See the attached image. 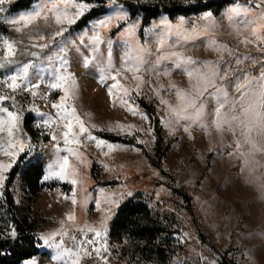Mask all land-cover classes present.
I'll list each match as a JSON object with an SVG mask.
<instances>
[{
	"label": "rangeland",
	"instance_id": "374dc122",
	"mask_svg": "<svg viewBox=\"0 0 264 264\" xmlns=\"http://www.w3.org/2000/svg\"><path fill=\"white\" fill-rule=\"evenodd\" d=\"M14 1L0 5L4 9L0 12V23L6 27L5 31L0 30V38L15 41L17 49L11 63L3 61L0 53V62L5 65L0 68V82L20 71L24 65H31L29 80L39 84L35 96L31 91L12 93L6 85L0 86V95L14 96V102L8 99L2 106L20 116L15 138L24 142L23 151H20L19 144L7 149L8 133L0 132V144L5 145L0 149V163L12 164L3 173L5 179L0 187V240L18 236L15 219L24 213L28 212L37 220L33 235L38 240L40 253L20 264H72L73 261L78 264H264V151H254L245 143L239 127L233 134V131L225 129L218 132L212 127L204 131L197 124H192L185 132L187 122L175 123L169 110V105L175 107L178 104L172 85L191 91L183 67L176 68V58L171 56L173 52L200 62H217L224 77L216 81L217 85H227L229 96L239 100L236 85L243 82V74L258 78L264 71V40L257 39L251 26L243 23L246 20L256 22L255 18L241 13L239 16L233 14V20L229 21L231 13L226 12L236 8L230 3L219 13L207 9L174 17L162 14L144 23L141 14L131 15L124 1L165 6L194 4L198 0H116L115 4H110L109 0H103V4L77 0L91 6L84 15L99 7H105L106 12L91 19L80 30H71L72 24L57 25L54 20L47 23L41 20L17 33L14 26L4 22L5 19L31 11L42 0H34L26 9L11 11ZM206 1L202 0L203 3ZM121 5L128 14L127 19L113 20L107 28L96 29L102 42L99 49L93 51V45L89 43L94 34L93 25L109 15L114 16L117 10H121ZM209 13L210 19H203ZM181 18L185 21L183 28L187 30L196 26L198 30L207 27L209 31L189 41L178 39L176 35L166 36L167 43L158 53V39L164 32L161 21L167 19L176 25ZM133 24L137 27L134 36L130 37L125 29ZM60 28L66 31L55 35ZM258 35H264L261 29ZM41 36L44 39H39ZM245 40L250 42L245 43ZM33 44L47 47L41 49L33 47ZM220 45H226L227 49L214 50ZM140 47L149 52H140ZM60 56L67 60V70L74 75L78 85L75 98L64 102V107H74L96 139L89 140L85 134L79 136L78 144L64 143L66 121L53 107V104L62 103L64 93L47 87L51 79L50 69L58 66L55 61ZM136 56L143 57L140 71H124L126 66H132L130 57ZM160 56L168 58L160 59ZM49 57L53 58L52 62ZM237 59L241 63L237 64ZM125 61H129L128 65ZM109 63L113 69L111 75L116 71L120 75L115 81L109 76L101 82L102 69H107ZM113 84L117 87L109 95L108 89ZM161 99L168 104H162ZM129 107L133 111H129ZM215 108L214 100L207 102L206 120L209 125ZM232 114L239 116L241 112L237 109ZM28 115L32 117L29 129L23 123ZM0 116L6 114L0 113ZM48 117H51L50 124L45 127L43 119ZM168 122H171L170 127L166 126ZM73 124L74 132L79 133L75 121ZM118 125L124 126L123 129ZM103 134L118 135L127 141H112L101 136ZM157 134L161 137L164 152L158 158V167L150 161V157L157 158ZM252 137L264 148V136L254 131ZM237 140L242 144L239 150L236 148ZM97 141L105 143L98 147ZM109 144L113 146L111 151ZM66 148L73 149L75 154L70 155ZM4 150L19 153L14 163L11 156L3 154ZM23 154L18 172L8 187L16 205L11 209L4 202V191L11 170ZM65 156H68L67 178L53 175L45 180L48 166L55 164L58 158L62 162ZM31 162L43 164V175L34 192H28L24 180L26 166ZM54 172H59L58 165ZM72 179L76 184L69 182ZM175 189L187 193L191 208ZM130 199L147 206L148 220L152 223L156 219L162 220L156 225L159 231L153 239L133 237L126 232L121 237L116 232L115 236H110L111 222L118 208ZM69 215L74 219L69 220ZM90 228L100 231L101 236L97 238L93 231H89ZM13 230L16 233L14 238L11 235ZM54 232L58 235L52 242L61 245L60 251L70 249L76 255L54 259L57 249L47 247L38 239ZM171 233L177 236V242L169 240ZM203 239L207 242L204 248L200 246ZM88 240L96 242L87 244ZM81 242H85L83 247ZM94 248L100 249L99 255L93 251Z\"/></svg>",
	"mask_w": 264,
	"mask_h": 264
},
{
	"label": "snow or ice",
	"instance_id": "6c2138e0",
	"mask_svg": "<svg viewBox=\"0 0 264 264\" xmlns=\"http://www.w3.org/2000/svg\"><path fill=\"white\" fill-rule=\"evenodd\" d=\"M10 3L11 0H0V5L4 3ZM110 4H115L116 0H109ZM90 5L86 3L77 2V0H42L41 3H37L33 6V9L29 12L22 13L17 17L6 18L4 22L9 25L14 26V31L20 33L24 31V29L29 28L31 25L37 24L38 21L43 20L45 23L49 22V20H54L57 25L63 24H74L76 21L84 15L86 11L90 9ZM123 6H120L121 10H117L115 15H109L104 19H100L95 25H93V35L89 38V43L93 45V51L99 49V45L102 42V37L96 29L107 28L113 20L120 21L127 19V12L122 10ZM74 9V11H72ZM4 9L0 7V12H3ZM250 9L240 8L237 6L230 10L228 19L229 21L233 20V14L239 16L241 13L247 15ZM211 14H207L203 19H210ZM185 21L183 18L180 19L179 23L176 25L171 24L167 19L161 21L163 25L164 32L160 35L158 39L159 48L157 52L159 53L164 45L167 43L165 37L176 35L178 39H183L184 41L194 40L199 38L200 35L207 34L209 29L206 27L203 30H198L196 26H193L191 30H187L183 28ZM243 23L246 25H250L255 23L256 26L252 27V32L257 36V39L264 40V35H258L260 29H264V13L261 14L259 18V22H254L251 20H246ZM137 25H129L128 28L125 29V33L128 36H134L135 29ZM66 31L64 28H60L55 35L59 36ZM39 39H44L43 36L39 37ZM245 43L250 41L245 40ZM215 44V42H212ZM33 47H40L41 49L47 47V45H36L33 44ZM227 49L226 45H220L218 49L214 48V50L223 51ZM16 42L10 41L8 39L0 38V53H2L3 61L8 63L13 62V58L16 55ZM63 51V49H61ZM140 52L147 53L148 49L143 47L139 48ZM230 51V50H229ZM35 55V53H33ZM172 57L176 58V68L180 69L183 67L184 74L189 78L191 91H185L178 89L175 85H172V89L175 90L176 96L178 98L177 106L173 107L169 105V110L174 116L175 123L179 124L181 121L187 122L184 127L185 132L189 131V128L192 124H197L201 127L202 130L207 131L209 127L215 128L218 132H223L225 129L233 131L235 134V128L239 127L242 131V135L245 137V143L249 144L250 147L254 151H264V148L260 147L256 141L252 137V133L254 131L257 132L258 135L264 136V71L261 72L260 77H250L248 74H243V82H238L236 85V91L240 93L239 100H236L229 96L227 91V85L221 84L217 85L216 81L218 79H224L221 76V68L217 62L213 61H196L191 57H183L179 53L173 52L171 53ZM160 59H167L168 57L160 56ZM132 60V66L125 67L124 71H131L133 73H138L140 71V64L143 63L142 56L130 57ZM245 59H249L245 57ZM49 61L52 62L53 58L49 57ZM55 63L58 66H55L50 69L51 79L47 82V87L49 89H59L64 93L61 96V104H53V107L57 109V115L65 120L66 123L64 127L67 129L63 132L64 143L66 145L69 144H78L79 136L87 134V139L93 140L96 139L91 135L88 129L85 127L84 121L80 119L77 115L74 107L71 109H67L64 107V102L69 99H74L76 96L75 89L78 87L74 75L67 70V60L64 56H60ZM86 64L88 61L85 62ZM129 61H125V65H128ZM241 63L239 59H237V64ZM197 65H202V67H198ZM5 65L3 62H0V68H3ZM31 65H24V67L16 72L15 74L8 75L2 82H0V86L6 85L8 89L15 93L17 90L21 91H31L32 95L35 96L37 92L35 89L39 88V84H33L29 80V72L28 69ZM113 71L111 63H109L107 69H102L101 82L105 78H110L112 80H116L117 76L120 75L119 71H116L115 75H111ZM166 75L169 73H165ZM195 80V83H191ZM239 81V78H237ZM256 85L253 88V85ZM117 87L116 84H113L109 87V95H112L113 88ZM212 89V91H209ZM125 93H127V89H124ZM13 99L14 96L9 95H0V113L6 114V116H0V132L7 131L9 136V141L7 144V149H13L19 144L20 151H23L24 142L16 140L15 132L19 131L17 125L20 121V116L12 111H9L8 108L3 107V101ZM210 100H214L216 103V108L213 113V119L211 121V125L206 120V107L207 102ZM162 104H168L167 101L161 99ZM228 111H225V109ZM237 109L240 110L241 115L237 116L232 113H235ZM129 111H133L131 107L128 109ZM42 117L43 113H38ZM135 114V112H133ZM146 118V117H145ZM51 117L43 119V125L45 127H49ZM78 126L79 133L74 132V124ZM171 122H168L166 126L170 127ZM37 127H40L38 124ZM95 127V125H93ZM121 129L124 126L118 125ZM132 127V126H128ZM56 137L53 135V140ZM104 141H97V146L100 147L103 145ZM242 147V144L239 140L236 141V148L239 150ZM5 145L0 144V149H4ZM109 150L111 151L113 146L108 145ZM66 151L69 154H75L74 150L71 148H66ZM60 150L57 149V152ZM3 154L6 156L12 157V163L15 162V157L19 154L18 152L4 150ZM243 155V153H241ZM79 158V157H78ZM59 166V172H54V168ZM12 164H4L0 163V187L3 185V181L5 179L3 173L10 169ZM67 168H68V156L62 158H58L55 164H50L48 166V175H45L44 179L48 180L53 175H58L60 178H67ZM75 170L73 169V174ZM70 183L76 184V180H69ZM129 196L132 195L131 192L128 193ZM73 204L76 203V200L73 199ZM69 220H73L74 216L69 215ZM89 231H93L95 236L99 238L101 236V232L95 229H89ZM106 232V229H105ZM13 238L16 233L13 230L11 233ZM58 235V233H52L51 235H42L38 239L44 241V244L50 248H56L57 254L54 259H59L64 255L69 257L76 255V253L72 252L70 249H64L62 252L60 251L61 245L55 244L53 241V237ZM96 241L88 240L87 244H94ZM85 242H81V247ZM98 255L100 253L99 248H94ZM105 251L107 249L105 248ZM72 264H78L77 261H73Z\"/></svg>",
	"mask_w": 264,
	"mask_h": 264
},
{
	"label": "trees",
	"instance_id": "16d2710c",
	"mask_svg": "<svg viewBox=\"0 0 264 264\" xmlns=\"http://www.w3.org/2000/svg\"><path fill=\"white\" fill-rule=\"evenodd\" d=\"M87 2L96 1L103 4V0H84ZM34 0H15L10 6L11 11H18L28 8ZM231 0H207L205 3L202 0H198L194 4H179L174 3L165 6L159 5H141L133 4L130 1H124L123 4L128 8L132 16L141 14L144 19V23L156 19L162 14H167L169 17L176 15H189L201 12L203 10L210 9L214 13H219L226 5L230 4ZM105 7H99L92 9L85 14L78 22L70 26L71 30H80L85 27L88 22L96 16L105 13ZM0 30L5 31L6 27L0 23ZM31 115L24 118V126L29 129L31 124ZM112 141L126 142L124 138L118 135H101ZM164 152L161 149V137H156V157H150V161L153 165L159 166V159ZM24 154L20 156L18 163L11 170L6 182V188L4 191V202L9 208L16 206L13 202V198L9 192V185L14 179L19 169V163L23 160ZM43 175V164L41 162H31L25 169V184L28 192H34L36 185ZM65 187V184H62ZM176 192L181 194L190 207V198L187 193L182 189H175ZM153 222L148 220V208L142 202H134L132 199L124 202L118 208L114 219L111 222L110 236H115V232L121 237L124 232L137 238H146L148 240L153 239L158 233V222L161 219H156ZM162 221V220H161ZM36 218H31L28 212L24 213L21 218L15 219V229L18 232V236L11 240H0V264H20L22 261L27 260L40 253L38 248V240L33 235L36 228ZM124 230V231H123ZM118 237V238H119ZM171 241V239H169Z\"/></svg>",
	"mask_w": 264,
	"mask_h": 264
},
{
	"label": "crops",
	"instance_id": "0c3cea01",
	"mask_svg": "<svg viewBox=\"0 0 264 264\" xmlns=\"http://www.w3.org/2000/svg\"><path fill=\"white\" fill-rule=\"evenodd\" d=\"M230 6H239L240 8L250 9L248 16L255 18L256 22H259V18L262 13H264V0H231ZM226 13H230L229 11ZM247 17V16H246ZM251 28L255 27L256 24H250ZM264 34V29H261Z\"/></svg>",
	"mask_w": 264,
	"mask_h": 264
},
{
	"label": "built area",
	"instance_id": "2783aa9c",
	"mask_svg": "<svg viewBox=\"0 0 264 264\" xmlns=\"http://www.w3.org/2000/svg\"><path fill=\"white\" fill-rule=\"evenodd\" d=\"M169 239H171V242H177V240H178L177 236L174 235L173 233L170 234ZM206 245H207V242L204 239L200 241V246L202 248L206 247ZM178 264H186V263L179 262Z\"/></svg>",
	"mask_w": 264,
	"mask_h": 264
}]
</instances>
